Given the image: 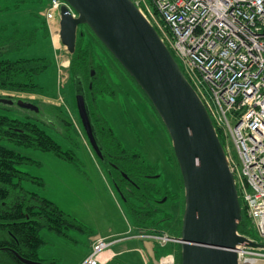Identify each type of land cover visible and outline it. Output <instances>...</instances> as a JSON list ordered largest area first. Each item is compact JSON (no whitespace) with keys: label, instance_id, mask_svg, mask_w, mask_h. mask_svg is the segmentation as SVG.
Wrapping results in <instances>:
<instances>
[{"label":"rangeland","instance_id":"obj_1","mask_svg":"<svg viewBox=\"0 0 264 264\" xmlns=\"http://www.w3.org/2000/svg\"><path fill=\"white\" fill-rule=\"evenodd\" d=\"M48 3L49 0H0V35L10 37L17 30L24 32L28 29H37L35 42L19 45L22 42L21 37L13 38L11 49L3 56L9 59L45 58L48 62L47 68L35 77L36 83L42 87L41 93L0 89V97L14 101L13 104L0 102V113L21 120H24L27 115L32 119L37 118L43 129L63 149L74 150L78 161L77 164H73L52 152L7 144L36 161L21 164L18 168L30 175L40 177L44 182V186H40L29 179L24 180L22 185L27 190L35 191L54 202L61 210L69 214L77 225H80V228L67 229L66 235L42 227L40 236L44 243L38 248V258L44 263L80 264L90 251L91 236L99 232L110 233L109 236L112 238L125 237L118 244L125 245L129 250L119 255L120 264H145L141 252L131 242V236L137 231L132 213L118 192L106 164L97 160L93 156L94 153L92 155L82 127L76 107V80L73 79L70 71L72 54L56 40L57 44L54 47L50 37L44 34L43 13ZM148 3L150 4L149 1ZM151 8L154 10L152 5ZM80 29L85 31L87 37L93 41L96 75H100L103 69L112 92L111 95L106 96L94 95L99 114L104 118L106 125L112 128L114 136L121 145L140 153L146 163L156 171L153 180L161 189L158 196L161 197L159 201L162 202L156 204V207L161 210L157 214L170 216L158 223L157 227L172 236H178L184 211V191L171 137L143 90L86 27L81 26ZM58 62L65 63L66 67L60 68ZM193 74L196 79H199L197 71ZM80 82L85 97L90 99L87 91L88 78ZM190 83L198 91L194 81ZM19 99L36 105L38 110L17 105L16 101ZM89 109L92 110V107L89 106ZM61 116L69 120V126H65L60 121ZM220 134L226 153L228 154L231 150V154L237 160V153L230 139L224 138L223 131H220ZM164 191H168L167 200L165 196H161ZM239 200L243 206L242 200L240 198ZM248 225L254 238L260 241L253 224L250 222ZM118 231L122 232L118 233ZM0 235L8 236L4 232ZM177 245L178 243H170L167 245L169 250L167 248L166 250L176 253ZM155 248L156 257L167 252L164 248L158 246ZM175 257V264H181L178 253Z\"/></svg>","mask_w":264,"mask_h":264},{"label":"water","instance_id":"obj_2","mask_svg":"<svg viewBox=\"0 0 264 264\" xmlns=\"http://www.w3.org/2000/svg\"><path fill=\"white\" fill-rule=\"evenodd\" d=\"M65 2L59 18L62 45L72 54L78 28L87 26L143 90L171 137L184 191V211L176 237L181 264H238L235 246L264 249V243L238 233L241 206L221 139L204 103L153 25L132 0ZM75 99L87 139L100 155L82 89L75 88ZM0 102L14 103L6 97H0ZM16 104L38 110L21 99ZM148 245L156 263L153 243ZM15 256L24 264H46L17 252Z\"/></svg>","mask_w":264,"mask_h":264},{"label":"built area","instance_id":"obj_3","mask_svg":"<svg viewBox=\"0 0 264 264\" xmlns=\"http://www.w3.org/2000/svg\"><path fill=\"white\" fill-rule=\"evenodd\" d=\"M132 1L157 30L186 78L198 86L195 90L218 136L223 131L235 148L237 160L231 150L225 151L229 168L245 214L261 239L257 242L264 243V0ZM64 4V0H49L43 13L54 43L56 38L59 42ZM131 237L150 240L161 248L180 242L165 231L138 232ZM111 238L94 236L80 264L111 260L113 255L102 258V253L125 237ZM234 251L238 264H264V249L239 244ZM175 254H160L156 264H175Z\"/></svg>","mask_w":264,"mask_h":264},{"label":"trees","instance_id":"obj_4","mask_svg":"<svg viewBox=\"0 0 264 264\" xmlns=\"http://www.w3.org/2000/svg\"><path fill=\"white\" fill-rule=\"evenodd\" d=\"M44 26L46 27V24ZM86 29L95 37L87 26ZM36 30V28L24 32L17 30L10 37L0 35V89L41 93L42 87L36 83L35 77L47 68L48 62L45 58L9 59L3 56L6 51L11 49L13 38L21 37L22 42L19 45L35 42ZM95 39L102 44L97 37ZM94 56L93 41L87 37L85 31L79 29L75 51L70 59V71L73 79L78 82L85 78L93 79L92 91L94 95H111L112 92L103 69L100 75H96ZM91 69L94 70L93 75H90ZM125 72L128 74L127 71ZM91 107L92 113L96 117L94 130L99 143H102L105 150L113 156L119 155L116 162L117 167L111 169L113 181L121 192L125 205L132 213L134 226L138 232H162L163 230L158 228L157 224L170 216L169 214L164 216L157 214L161 210L156 207V204L162 202L159 201L161 197L158 196L161 189L153 180L156 171L146 163L140 153L126 149L121 145L114 136L112 128L106 125L104 118L100 116L96 102H91ZM60 121L65 126L70 124L69 120L63 116L60 117ZM38 122L37 118L32 119L29 115L21 120L0 113V233L8 234V236L0 235V264H24L17 259L16 252L25 258L39 260L37 251L44 243L40 236L42 227L63 235H66L65 231L71 227L80 228V225H77L75 220L54 202L40 196L35 191L27 190L22 185L24 180L29 179L37 182L40 186H44V182L40 177L30 175L18 168L21 164L35 163L36 161L7 144L52 152L69 163L77 164L78 162L74 150L63 149ZM122 172L130 178V181L122 176ZM167 192L164 191L162 192L164 194H161L166 197L165 200L169 197ZM249 223L244 206L241 204V219L237 230L247 238L259 241L250 231ZM177 246L175 251L180 258L179 244ZM166 248H164L165 251L169 250ZM46 264H51V262Z\"/></svg>","mask_w":264,"mask_h":264},{"label":"crops","instance_id":"obj_5","mask_svg":"<svg viewBox=\"0 0 264 264\" xmlns=\"http://www.w3.org/2000/svg\"><path fill=\"white\" fill-rule=\"evenodd\" d=\"M43 31H44V34L48 38L50 37V40H51L53 46L55 47L56 45H55V43L53 42V40L51 38L50 31H49L47 25H46V27L44 26V30ZM119 232H122V231H118V233ZM98 234L99 235H102V236L111 235L110 233H104V234H102V233L97 232V233L93 234L91 237L93 238L94 236H96ZM92 238H91V240H92ZM131 240H132L131 242H133L135 244V247L138 249V251L141 252L145 264H156L154 262V260L152 259L151 255H150V250L151 249H150V245H148L149 244V241L147 239L140 238V237H132ZM121 245L122 244L119 245L118 243L113 244L111 246L110 250L106 251L105 253H102V255H101L102 258H106L107 256L113 255L112 259L109 260L106 264H120L119 261H118L119 255L120 254H123L124 252H126L127 250H129V248L128 247L126 248L125 245H122V246ZM144 253H145V255H144Z\"/></svg>","mask_w":264,"mask_h":264},{"label":"flooded vegetation","instance_id":"obj_6","mask_svg":"<svg viewBox=\"0 0 264 264\" xmlns=\"http://www.w3.org/2000/svg\"><path fill=\"white\" fill-rule=\"evenodd\" d=\"M92 81H93V79H88V82H87V91H88V93H89V97H90V99H87L86 97H85V100H86V104H87V107H88V111H89V116H90V119H91V123H92V125H93V129L95 128V123H94V120H95V118L96 117H94V114L92 113V110L91 109H89V106H91V102H96V99H95V97H94V92L92 91ZM75 88H80V89H82L80 86H81V83L80 82H78V81H76V83H75ZM94 135H95V137H96V140H97V143H98V147H99V150H100V155H98L97 153H96V151L92 148V146H91V144H90V142L88 141V143H89V146H90V149L92 150V155H93V153H94V157L97 159V160H100L101 162H103V163H105L106 164V166L108 167V171H109V173L111 174V176H112V178H113V174H112V171H111V169H115L117 166H116V162H117V157H119V155H112V154H110L108 151H106L105 150V146H103V144L102 143H99V141H98V138H97V136H96V134H95V130H94ZM88 140V139H87ZM122 174V176L123 177H125L128 181H130V178L125 174V173H121ZM115 186H116V184H115ZM117 187V186H116ZM118 190V189H117ZM118 192L120 193V195H121V192L118 190ZM156 248L154 247V252L156 253V250H155Z\"/></svg>","mask_w":264,"mask_h":264},{"label":"bare ground","instance_id":"obj_7","mask_svg":"<svg viewBox=\"0 0 264 264\" xmlns=\"http://www.w3.org/2000/svg\"><path fill=\"white\" fill-rule=\"evenodd\" d=\"M58 38H56V40H57ZM57 44V43H56Z\"/></svg>","mask_w":264,"mask_h":264}]
</instances>
